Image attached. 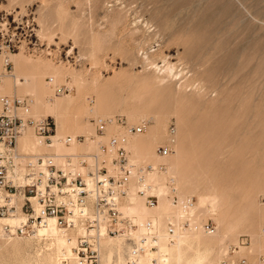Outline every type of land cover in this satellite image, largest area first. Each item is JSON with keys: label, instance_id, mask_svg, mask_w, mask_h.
Instances as JSON below:
<instances>
[{"label": "rangeland", "instance_id": "1", "mask_svg": "<svg viewBox=\"0 0 264 264\" xmlns=\"http://www.w3.org/2000/svg\"><path fill=\"white\" fill-rule=\"evenodd\" d=\"M0 32L16 46L3 93L30 96L36 115H57L59 134L90 133L93 116L147 122L128 141L131 158L153 164L157 148L169 147L166 159L154 156L167 168L156 179L173 177L178 194L216 226L211 236L194 233L212 264L242 236L252 247L261 242L264 0H0ZM203 196L214 207L201 205ZM4 233L13 240L0 232V246L30 257L44 246ZM12 259L23 258L0 253V263Z\"/></svg>", "mask_w": 264, "mask_h": 264}, {"label": "built area", "instance_id": "2", "mask_svg": "<svg viewBox=\"0 0 264 264\" xmlns=\"http://www.w3.org/2000/svg\"><path fill=\"white\" fill-rule=\"evenodd\" d=\"M6 43L0 32V219L20 221L15 227L4 225V232L37 237L40 230L49 231L52 221L68 244L56 253L57 264H103L106 239H119L123 247L125 241L128 263L136 264L138 256L158 248L161 237L173 243L176 234L186 231L215 234L214 223L193 210L194 199L178 194L173 177L156 179L167 174L164 162L142 164L131 158L128 141L145 132L146 121L128 126L123 117L93 116L90 133L61 135L51 117L32 112L30 96L4 94V79L14 77L10 57L16 49ZM168 135L174 142L175 128ZM169 155L168 146L156 150L159 159ZM160 185L167 188L172 216L158 223L128 210L132 198L156 208ZM259 239L252 247L248 236L240 237L218 264H264V227Z\"/></svg>", "mask_w": 264, "mask_h": 264}, {"label": "bare ground", "instance_id": "3", "mask_svg": "<svg viewBox=\"0 0 264 264\" xmlns=\"http://www.w3.org/2000/svg\"><path fill=\"white\" fill-rule=\"evenodd\" d=\"M13 58H14V64H15L16 58L15 56ZM172 68L173 67L168 66L166 67V70L165 69L164 70L166 71L167 74H169L168 72H172ZM15 82H18V80L15 79ZM17 84H20V83L18 82ZM46 116H49V115H46ZM49 117L56 118V121L53 118L56 124V130L58 129V131L62 133L65 129L63 122H61L60 119L55 114ZM71 131L73 130L71 129ZM26 144L27 142H23V145H26ZM129 144L130 146L134 147V149L136 150L134 141H131ZM154 156L152 157L153 159L151 161L153 162V164L151 165H155V163L158 162V159L154 158ZM134 161L137 162V160L135 159ZM186 185L187 184L185 181L184 186ZM157 191H158V194L160 195V201L156 208L147 209L143 206L140 200L136 198H132L131 200L134 205L132 207H128V210L131 212L140 214L143 218L146 216H149V217H152V219H155L156 222L163 223L164 219L169 218L170 216L174 214V210H172L170 202L165 198V196L167 195V188L163 185H160ZM214 199L208 196H203L200 198V204L205 205L206 203H210L214 207L215 205L214 201L216 200ZM196 209H197L196 207L193 208V210L195 211ZM19 219H20L19 217H9L5 219H0V232H1L2 238L5 237L4 240L8 241V240H13V239L10 236L5 235V233L3 232V226L9 225L10 227H15L18 225V222L20 221ZM51 226L52 227L49 229L48 232L44 230H40L38 232V236L36 237L38 240H35L34 242H37V244H39V242L41 241L42 243L41 238L44 235L48 236V240L43 242L44 243L43 247L38 246L39 249L38 248L35 249L34 254L35 253L36 254L33 257L24 255L22 253L23 249L22 250L19 249L14 244L13 245L11 244V246H8V245L0 246L1 255H3L6 258H18V259L23 258L22 261L21 260L17 261L14 259L18 264H57L56 253L62 248H67L68 244L65 238L58 234L52 221H51ZM194 233L196 232L186 231L181 234H176L175 240L173 243H168L163 237H161L160 242L158 244V248L155 251H148L138 256L136 260V264H212L213 262L210 261L207 254L198 249L197 247L198 246L197 244L199 243L198 241L199 239H202V238H200V235H195ZM229 233H230V230L228 229V231L224 233L223 238L227 237ZM201 236H202V233H201ZM29 240H32V238ZM225 244H226L225 240H220V243H219L220 253L222 252ZM122 249H123V246H122L121 240L119 239L104 240L102 243V251H101L102 263L103 264H127L126 257H127L128 252L126 248H124V251ZM26 258H35V259L31 260V259H26ZM14 260L12 259V263Z\"/></svg>", "mask_w": 264, "mask_h": 264}]
</instances>
